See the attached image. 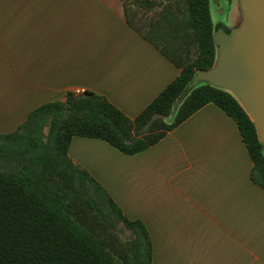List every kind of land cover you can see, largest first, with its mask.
<instances>
[{"label":"crops","instance_id":"crops-1","mask_svg":"<svg viewBox=\"0 0 264 264\" xmlns=\"http://www.w3.org/2000/svg\"><path fill=\"white\" fill-rule=\"evenodd\" d=\"M178 73L119 0H0V134L76 87L132 118ZM68 154L143 221L151 264H264V187L236 122L213 102L135 154L77 135Z\"/></svg>","mask_w":264,"mask_h":264},{"label":"trees","instance_id":"trees-1","mask_svg":"<svg viewBox=\"0 0 264 264\" xmlns=\"http://www.w3.org/2000/svg\"><path fill=\"white\" fill-rule=\"evenodd\" d=\"M126 23L179 68L137 115L103 94L72 90L32 109L0 134V264H151L152 243L139 218H127L104 186L68 154L73 136L98 138L124 154L157 143L208 102L236 122L264 187V141L237 98L200 81L216 59L210 0H119ZM224 27V26H223Z\"/></svg>","mask_w":264,"mask_h":264},{"label":"water","instance_id":"water-1","mask_svg":"<svg viewBox=\"0 0 264 264\" xmlns=\"http://www.w3.org/2000/svg\"><path fill=\"white\" fill-rule=\"evenodd\" d=\"M243 21L213 32L216 59L196 70L188 89L200 81L229 90L254 122L264 141V0H238Z\"/></svg>","mask_w":264,"mask_h":264},{"label":"rangeland","instance_id":"rangeland-1","mask_svg":"<svg viewBox=\"0 0 264 264\" xmlns=\"http://www.w3.org/2000/svg\"><path fill=\"white\" fill-rule=\"evenodd\" d=\"M210 10L214 23L225 28L238 27L243 21L238 0H210Z\"/></svg>","mask_w":264,"mask_h":264},{"label":"built area","instance_id":"built-area-1","mask_svg":"<svg viewBox=\"0 0 264 264\" xmlns=\"http://www.w3.org/2000/svg\"><path fill=\"white\" fill-rule=\"evenodd\" d=\"M72 91L76 94H80V93H83L85 91V89L81 88V87H76V88L72 89Z\"/></svg>","mask_w":264,"mask_h":264}]
</instances>
